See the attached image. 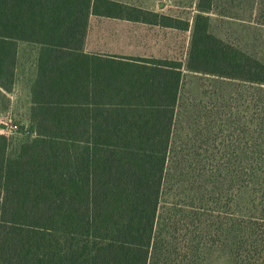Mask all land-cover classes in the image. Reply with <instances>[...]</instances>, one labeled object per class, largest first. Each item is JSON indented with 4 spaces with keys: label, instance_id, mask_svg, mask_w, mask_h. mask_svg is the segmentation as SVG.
Masks as SVG:
<instances>
[{
    "label": "trees",
    "instance_id": "obj_1",
    "mask_svg": "<svg viewBox=\"0 0 264 264\" xmlns=\"http://www.w3.org/2000/svg\"><path fill=\"white\" fill-rule=\"evenodd\" d=\"M184 63L85 53L90 15L187 32L108 0H0V122L18 44L37 49L29 126L0 134V264H264V61L208 31ZM184 72L253 87L250 138L185 157V202H163ZM198 157V159H196ZM172 187V186H171Z\"/></svg>",
    "mask_w": 264,
    "mask_h": 264
},
{
    "label": "rangeland",
    "instance_id": "obj_2",
    "mask_svg": "<svg viewBox=\"0 0 264 264\" xmlns=\"http://www.w3.org/2000/svg\"><path fill=\"white\" fill-rule=\"evenodd\" d=\"M160 2L165 6L161 13L188 22L189 31L97 20L90 22L87 48L103 53L128 50L141 56L154 55L184 63L198 8L209 3L208 31L264 61V0H158ZM35 57V48L18 44L16 85L10 94L9 115L0 122V127L5 124L7 129L16 125L17 130L9 135L0 128V134L19 138L17 132L28 129L26 119ZM256 94L261 96L262 92L246 84L184 72L163 202L178 205L185 202V157L206 156L217 162L223 154L231 153L224 148L233 144L228 141L240 137L238 130L244 131L246 140L250 138V127L260 120L255 117L253 98ZM210 264L226 262L213 257Z\"/></svg>",
    "mask_w": 264,
    "mask_h": 264
},
{
    "label": "crops",
    "instance_id": "obj_3",
    "mask_svg": "<svg viewBox=\"0 0 264 264\" xmlns=\"http://www.w3.org/2000/svg\"><path fill=\"white\" fill-rule=\"evenodd\" d=\"M108 1H111V2H115V3H118L124 7H127V8H135V9H139V10H144V11H148V12H153V13H158V14H162L161 12H163L165 6H162L163 4L158 3V0H108ZM163 15H166V14H163ZM97 20H100V21H106V22H118V23H123L124 26H127V25H138V26H146V27H150V28H158L160 29L159 27H152V26H148V25H145V24H142V23H139V22H132V21H128V20H119V19H113V18H107V17H97V16H94V15H90L89 19H88V26H87V32H88V28H89V25H90V22H93V21H97ZM162 30H167V29H162ZM25 44V43H23ZM27 45V44H26ZM87 34H86V37H85V41H84V45H83V51L85 53H99V54H107V55H116V56H122V57H144V58H149V57H152V58H156V59H167V58H162V57H157V56H154V55H149V56H141L139 54H133L131 53L130 51L128 50H125L123 51V53L121 51H118V52H95L94 50H91L89 48H87ZM30 46V45H28ZM30 47H33V46H30ZM35 48V47H33ZM36 49V48H35ZM37 59H38V55H37V49H36V57H35V61H34V76H33V79L31 80L30 82V89H29V93H30V96H29V109H28V115H27V119H26V122H27V125L29 126V112H30V107H31V88H32V84L35 80V77H36V72H37ZM16 85V84H15ZM9 115V114H8Z\"/></svg>",
    "mask_w": 264,
    "mask_h": 264
},
{
    "label": "built area",
    "instance_id": "obj_4",
    "mask_svg": "<svg viewBox=\"0 0 264 264\" xmlns=\"http://www.w3.org/2000/svg\"><path fill=\"white\" fill-rule=\"evenodd\" d=\"M2 124H3V123H2ZM0 128L3 130V132H6V133L9 134V135L13 134V132H15V131L17 130V126H16V125L9 126V127L6 129V126H5V124H4V125H2Z\"/></svg>",
    "mask_w": 264,
    "mask_h": 264
}]
</instances>
